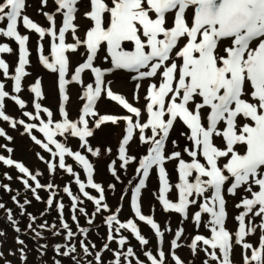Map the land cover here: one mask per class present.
I'll list each match as a JSON object with an SVG mask.
<instances>
[{
	"label": "snow or ice",
	"instance_id": "6c2138e0",
	"mask_svg": "<svg viewBox=\"0 0 264 264\" xmlns=\"http://www.w3.org/2000/svg\"><path fill=\"white\" fill-rule=\"evenodd\" d=\"M53 2L57 5L55 12H48L43 9L48 6L49 0H40L41 6L38 11L50 22L49 27H43L24 14L26 0H0V22L6 21V28L0 27V35L14 39L19 45L18 65L11 77L14 80L15 92L21 91L22 78L28 74L25 66L29 64L27 47L29 36L22 35L17 30L20 20L26 29L34 30L41 40L46 35L51 37V59L43 54L41 44L39 60L47 69L59 73V91L63 101L69 99L66 85L71 82L83 85L81 74L85 70H90L95 76L94 85L88 83L85 86L82 99H85L86 103L77 121L68 118L63 105L60 108L64 117L62 121L54 122L53 113L46 107L42 109L48 116L47 122L40 121L39 131L48 141L42 146L54 157H59L60 168H66L69 173L76 175L70 165H65V155L73 156L88 173L87 185L78 175L76 176L80 191L85 197L94 200L96 212H100L101 209L107 210L109 207L107 203H102L105 200L104 189L93 180V165L79 151L73 152L55 138L65 133L79 137L87 150L98 156L99 148L94 150L88 146L87 138L93 136V130L89 128L87 118L98 115L95 105L102 94H106L130 114L124 116L105 114L100 115L95 121L96 129L106 122L113 124L126 122L125 134L118 148L119 160L122 161L120 167L124 168L137 159L128 152L136 130H139L140 142L148 145L147 153L139 158V166L135 169L139 181L131 190V207L136 217L140 221H146L163 242L164 232L161 231V226L152 215L142 214L140 204L141 190L145 188L150 171L155 166L159 171L160 180L158 199L165 211H174L187 219L189 206L197 204V198H202L199 210L192 214V219L198 228L202 214H208L210 219L205 226L210 229L211 236L197 234L192 237L189 246L193 254L196 253L198 242H202L208 246L204 251L217 264H233L232 254L235 245L242 247L243 264H264V220L258 226L261 232L258 247L245 240L246 236L256 231V227L251 223L246 224V217L251 213L264 218V0H107V2L53 0ZM80 3L86 7L81 15L90 22L85 26L84 38L78 35L79 25L74 22L78 18ZM57 13L62 15V26L58 31L55 19ZM68 33L74 42H66ZM80 46L86 49V59L75 68L71 79H66L69 70V57L66 53L76 52ZM102 48H106L104 58L110 60L113 68L134 71L137 73L134 79L160 77L158 83L150 84L147 89L146 120L142 119L139 107L106 86L105 71L111 69H101L94 65ZM11 51L8 44H0V53ZM0 70H3L5 76L9 75V65L4 59H0ZM31 91L37 98L42 97L39 79L32 85ZM8 96L5 85L0 83V118L5 121L11 120L3 111L4 100ZM11 99L21 108L25 106V102L18 96L13 95ZM34 107L37 111L35 117L29 112H25L24 115L37 119L41 104L36 102ZM177 120L190 131L187 139L192 145L183 149L190 158L187 161L183 159L180 151H172L169 154L166 149V142ZM16 123L12 121L13 128ZM18 123L25 125L24 120ZM25 128L31 132L37 125L26 124ZM146 130H149L151 135H147ZM4 135V130L0 129V136ZM7 138L11 140V137ZM216 138H221L224 145L218 146ZM32 139L37 144L42 143L35 136ZM172 143L175 145L177 142ZM49 144L55 145L56 151H53ZM8 151L11 152L12 149ZM172 160L178 161L179 183L175 187L179 190V196L176 202L167 198V193L173 186L169 183L165 165ZM0 161L7 165L14 164L21 173L28 174L36 181V187H31L27 179L23 180L34 194L37 188L53 187L51 183L46 186L40 184L37 176L29 173L28 168L22 163L2 155ZM115 163L112 161L109 166L114 176ZM49 168L54 170L55 165L50 163ZM116 179L119 180V176H116ZM252 185L258 186V190L254 191ZM87 186L97 189L99 197L90 196L85 191ZM241 188L249 195H245L235 205L238 209L243 208V211L235 217L238 229L233 233L226 227L228 215L226 195L234 196ZM64 191L72 196V207L75 211L78 197L73 196L68 187H65ZM209 191L211 194L205 195ZM12 199L15 201L16 197L13 196ZM36 199L41 198L36 195ZM28 203L30 201H24V204ZM52 203L53 199L49 197L47 204L51 206ZM24 204H20L22 209ZM3 207L4 205L0 203V208ZM63 208L62 203L58 205L61 212ZM79 211L84 212V209L80 208ZM116 211L119 212L120 209L117 208ZM30 218L35 220V217ZM7 219L13 226L16 225L11 210L8 211ZM72 219L75 221L77 217L73 215ZM106 223L110 228L108 240L114 239L111 231L115 223L117 225L115 232L128 228L142 245L149 243L132 219L121 222L117 215L113 214L107 217ZM45 226L42 224L40 227ZM62 226L69 229L67 223H63ZM28 227L31 228L32 225L29 224ZM16 231L20 229L17 227ZM81 231L87 234L88 229L82 228ZM184 231L181 227L175 232V239L171 241L172 249L180 247L177 241ZM68 236H73L70 229ZM125 242L126 238L121 236L119 244L124 246ZM17 243L23 245L24 241L17 238ZM81 244L83 245V241ZM92 247L95 248V245ZM103 247L108 249L109 245L106 243ZM208 248L212 251L208 252ZM56 250L60 251L59 245L56 246ZM84 251L86 253L89 251L86 245ZM20 252L21 258L26 259L24 250L20 249ZM63 254L68 255L67 252ZM144 254L151 264L166 262V254L162 249L158 252L159 258L151 251ZM114 255V264H120L121 256L127 258L135 254L129 247L126 253L116 252ZM172 257L174 264H184L174 251ZM96 260L101 264L99 253ZM56 264H59V261ZM137 264H143V261L138 260Z\"/></svg>",
	"mask_w": 264,
	"mask_h": 264
},
{
	"label": "rangeland",
	"instance_id": "374dc122",
	"mask_svg": "<svg viewBox=\"0 0 264 264\" xmlns=\"http://www.w3.org/2000/svg\"><path fill=\"white\" fill-rule=\"evenodd\" d=\"M107 2V0H106ZM40 0H26V8L24 10V14L28 15L34 22L39 23L43 27H49L50 22L47 21V19L42 15L41 12L38 11L40 8ZM57 5L53 2V0H49L48 6L45 7L43 10L48 12H55ZM79 12H78V18L75 23L79 25L78 27V35L81 38H84L85 36V26H87L90 22L83 18L81 13L86 10L85 4L80 3L78 4ZM191 14V13H190ZM55 19L57 21V31L60 26H62V15L57 13L55 16ZM0 27L6 28V21L0 22ZM21 28H25L23 26L22 20L18 21L17 30H20ZM27 30V31H26ZM26 31L25 33L29 36L28 41V49H29V64L25 66V71L28 73L26 76L22 78L21 81V91L19 93L14 91V80L11 78L15 74V68L18 65L19 60V45L18 43L8 37H4L0 35V44H8L12 51L10 53H0V59H4L5 62L9 65V75L5 76L3 74V70H0V79L1 83L5 85V91L9 93V96L5 98L4 100V112L6 115H8L11 120L5 121L2 118H0V125L5 127L4 133L5 135L2 137H6L8 134H11V136L14 137V139L22 138V133L25 134L23 136V140L17 139V145L18 149L11 154L6 152L9 156L13 157L12 160L17 162V159H24L28 163H34L35 161V154L34 151L39 148L35 147L34 151L30 147H26L27 137L28 135L25 133L26 124H32L35 123L37 125V128L32 129L31 133H38L42 134V138L39 140L43 143H48L47 138L44 136L42 132L39 131L40 127V121L47 122L48 116L47 113L43 112V108H48L53 113V120L55 121H62L63 116L61 115L60 108L61 105H63L65 111L68 114V118L72 121H77L79 116L78 113L80 112L82 103H86L85 99H82L83 92L85 90V86L88 83H93L95 81V76L90 70H85L81 74V78L83 80V85L77 82H71L70 84L66 85V94L69 97L67 101H63L60 91H59V73L53 72L46 67H44L40 60H39V45H43L46 49L43 50V54L46 56H49V59H51V37L46 35L43 40L39 38V35L34 32V30H28L24 29ZM23 35V34H22ZM42 41V42H40ZM58 42V41H57ZM66 42H74L72 40V36L70 33L66 34ZM41 43V44H40ZM69 57V70L66 75V79H71V75L74 74L75 68L82 63L86 59V49L84 46H80L79 49L76 52H69L66 53ZM106 56V48H102L98 54L97 58L94 61V65L97 67H100L101 69H111V71H105L104 80L106 86L110 87L112 91L118 92L119 94L123 95L126 99H128L131 103H133L136 107H139L142 111V119L146 120L147 114L145 111L146 107V95H147V89L150 84L152 83H158L160 80V77L156 78H146V79H134V77L137 75L134 71H130L127 69H115L112 67L110 60H105ZM177 62L178 58H177ZM40 80V87L42 92V97L37 98L35 96V93L31 91L32 85L35 84L36 80ZM137 85L139 87L137 88ZM18 96L20 99H22L25 103V106L22 108L24 112H30L35 117L37 115V111L34 107L36 102H39L41 104V111L39 113V117L37 119L29 118L28 116H25V118L21 119L18 118V116H24L21 114V110L17 107V103H15L11 96ZM84 100V101H82ZM95 110L97 112V116L88 117L89 120V128L93 130V136L88 137V146L93 148L94 150L96 148H99L100 152L99 155H93L91 152L87 150V147L84 146V142L80 140L76 141L73 139V136H71L68 133H65L63 136L57 135L55 138L66 145V147H71V144L73 145V152L79 151L82 155H84L89 163H91L90 160L93 161L94 164H96V168L98 169V173L94 176L100 181H104L107 183L108 180L111 179L110 173L107 171L109 169V164L107 163L110 161H115V156H118L119 154L117 152V147L120 145L122 138L125 134V128H126V122L120 121L118 124H113L111 122H106L102 124L98 129L95 128V121L99 118L100 115L105 114H111V115H118V116H124V115H130L126 109H124L119 103L113 102L111 99H109L106 94H102L101 98L97 101L95 105ZM16 118V119H15ZM135 119V117H133ZM20 120H25V125H21L18 123ZM12 121H16V126L12 127ZM0 128V129H2ZM28 133H30L28 131ZM181 133H185V135H181ZM147 135H151V132L149 130H146ZM188 130H186V126L179 120L175 123L173 131L170 133L169 140L166 142V149L167 152L170 154L172 151H180L182 153L183 159L186 161L190 158L186 153L183 152V149L185 147H191L190 140L187 139ZM72 139L73 142L70 141ZM172 141H176L177 143L174 145ZM221 138H216V144L218 146H223L224 142ZM2 142V141H1ZM188 142V143H187ZM49 147L52 148L53 151H56L55 145L49 144ZM147 144H142L139 140V130H136L134 132V136L132 141L130 142L128 152L130 155L135 156L137 159L134 161H131L128 165H126L124 168H121L120 165L122 164V161L118 160L115 168H118L116 171V176H119V180L116 179V176H114V184L111 185H105L106 192H105V200L102 201V203H107L109 206L107 210L101 209L103 214L105 215H98L96 217V220H94L92 225L88 224V226H94L99 225L104 221V217L114 214L115 210L118 208V206L123 202V208L120 213H122V218L125 220L130 219L127 215V213H124V211H127V207H129V203L131 204V196H132V188L135 187V184L138 183L139 177L136 175L135 169L139 166V158L144 156L147 153ZM108 149L111 151L109 152ZM48 151V150H47ZM0 153H2V150L0 148ZM14 153V154H13ZM49 154H51L48 151ZM72 159H75L72 156ZM65 160L71 161V158L69 155L65 157ZM202 160V159H201ZM226 162V161H224ZM17 163H20L17 162ZM51 163V162H50ZM50 163H47L48 165ZM79 163V162H78ZM59 160H57L55 167L58 168ZM7 168H10L11 165H7ZM43 166H45L43 164ZM13 167V165L11 166ZM166 170L168 173V180L169 183L173 186L171 190L167 193V196L173 201L176 202L178 200L179 196V190L175 187L177 183H179V172H178V161L172 160L166 162ZM1 168V165H0ZM14 173V170L12 171ZM112 175V173H111ZM87 176L83 177L84 182L87 185ZM110 178V179H109ZM129 181H132L130 184ZM148 181V182H147ZM147 183L145 188L141 190L140 195V204H141V211L143 213L147 212L148 214H154L156 218L163 224V223H171V227H176L177 225L173 226L175 224L176 219L174 214H170L168 212H165L161 208V202L158 199L159 196V189H160V180H159V171L154 166L153 169L150 171V176L147 179ZM96 183V182H95ZM60 185L63 184V182L59 183ZM63 186V185H62ZM2 187L0 186V203H5V199L7 197H4V193L2 192ZM43 187L45 193L47 194V199L51 195V191L54 193V188L52 190H48V188ZM73 192H76V186L72 185ZM252 188L254 191L258 190V186L252 185ZM30 192H31V188ZM128 191L126 197L124 200L121 199V194L124 191ZM85 191L89 193L92 197H97L95 194L97 193V189L91 188V186H87L85 188ZM55 195H57L58 191H55ZM78 192V191H77ZM99 192V191H98ZM76 194V193H75ZM77 195V194H76ZM100 195V194H99ZM249 195L244 188H241L238 190L236 195H226V211L228 213L227 220H226V227L230 232L236 231V224L237 221L235 220V217L243 211V208H236L235 205L240 202V200L245 196ZM2 196V197H1ZM60 196V194H59ZM42 198H45L41 196ZM80 197V196H79ZM65 198L62 196V199ZM250 198V197H249ZM4 199V200H3ZM177 199V200H176ZM29 201V199H25ZM90 200V199H89ZM88 200V201H89ZM198 202L197 204L193 205V212L190 214V217L188 219H185L183 221L184 224V233L182 237L179 239V245L176 249V253L182 257L185 264H205L206 260L205 258H209L210 256L207 255V253L204 251L205 248H202L199 246L197 247L196 253L193 254L192 249L190 248V240L194 233H208V230L210 229L206 227L208 220L210 219L209 216L204 217V220L201 221L200 226L197 228L195 225V222L192 219V214L199 210V203L202 202L201 198H197ZM94 201V200H91ZM9 202V199H6V203ZM95 203V202H92ZM15 205V206H14ZM14 205H4V208L6 211L11 210L12 216L15 218V220L18 222V228L22 231H25L22 227L26 228L29 225V219L31 215V211L26 208V205H24V208L18 207L17 204L14 203ZM58 205V204H57ZM77 207L80 208L79 205H82L85 209L86 205L82 201H78L76 203ZM15 209V210H14ZM14 210V211H13ZM89 211L90 217H93L92 209L89 207V209H86ZM128 212V211H127ZM8 215V212H6ZM30 214V215H29ZM262 220L264 218L256 217L253 214H249L248 217H246L247 223H251L252 226L256 227V231L248 236L246 239L247 242H253L254 247L259 244V236L261 235L259 225L261 224ZM3 223V221L0 219V225ZM34 221H32L31 224H33ZM42 224H40L41 226ZM38 227L41 231V227ZM101 232V230H99ZM170 236L173 235V231L169 232ZM102 234L105 233V230L101 232ZM0 241L1 244L7 245L9 243H17V239L14 242L10 241V236H8L7 232H2L0 230ZM115 234H118V232H115ZM211 236V232L209 234ZM24 237L19 236V239L23 240ZM78 239H74V237L69 239L68 246L72 249L75 248L74 256L78 251V247H83L86 240H81L82 238L77 237ZM92 239H96L95 236L92 237ZM24 243L21 245V247H24V256L26 259L21 258V252L20 249L16 248L15 253H9L8 249L5 250L7 255L9 256V259L13 258L15 260V263L17 264H36L37 257L35 255L34 251H37L36 254H38L41 259H45L44 261L48 264H55L53 259L59 258L61 262L59 264H70V262L66 259H63L61 257H58L57 253L54 254L52 252H45L46 249L38 250L33 245L29 244L27 240H23ZM81 241H83V245L81 244ZM28 243V244H27ZM154 243V242H153ZM47 244V243H46ZM45 244V245H46ZM64 244H59L60 247H62ZM118 244H112V248L116 247ZM15 246V245H14ZM42 246V245H41ZM95 247L97 248L96 251H94L93 255L97 254V251L104 250L103 245L95 244ZM242 247L241 246H235L233 249L232 259L236 264H243V256H242ZM61 250V249H60ZM119 250V248H118ZM166 254L169 251V248L166 247L165 249ZM73 251V250H72ZM83 252V259L87 264H97L95 262H90L88 259L89 252L87 253L84 250H81ZM122 253H126V251H121ZM138 251V248H137ZM134 252V256L127 257L128 259L137 257L138 252ZM212 249H210V252ZM0 260H4L5 257L3 256L4 252L1 251L0 248ZM43 253V254H41ZM104 253V252H103ZM17 254V255H16ZM217 254L219 255V252L217 250ZM104 255H106L104 253ZM107 256V255H106ZM122 258H125L122 256ZM93 260V256L90 257V260ZM211 260V258L209 259ZM209 260H207V264L209 263ZM205 261V262H204ZM170 262V260H169ZM3 264H5L3 262Z\"/></svg>",
	"mask_w": 264,
	"mask_h": 264
},
{
	"label": "trees",
	"instance_id": "16d2710c",
	"mask_svg": "<svg viewBox=\"0 0 264 264\" xmlns=\"http://www.w3.org/2000/svg\"><path fill=\"white\" fill-rule=\"evenodd\" d=\"M3 179V177H0ZM1 179V180H2ZM4 183L8 186V189L6 190L5 187L2 189V192L4 193V196L7 195L10 198L15 196L17 189L21 186V183L17 181V178L15 176H10L7 179L4 180ZM0 186H2V183L0 182ZM22 187V186H21ZM15 189V192H14Z\"/></svg>",
	"mask_w": 264,
	"mask_h": 264
}]
</instances>
